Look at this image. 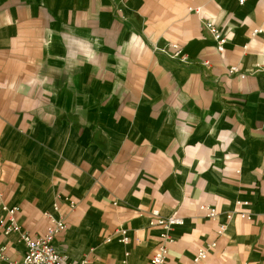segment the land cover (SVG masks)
<instances>
[{"label":"crops","instance_id":"0c3cea01","mask_svg":"<svg viewBox=\"0 0 264 264\" xmlns=\"http://www.w3.org/2000/svg\"><path fill=\"white\" fill-rule=\"evenodd\" d=\"M239 1L0 0V192L33 239L58 206L67 264H148L155 210L185 220L166 264H264V0Z\"/></svg>","mask_w":264,"mask_h":264},{"label":"built area","instance_id":"2783aa9c","mask_svg":"<svg viewBox=\"0 0 264 264\" xmlns=\"http://www.w3.org/2000/svg\"><path fill=\"white\" fill-rule=\"evenodd\" d=\"M240 4H243L245 0H240ZM199 14V10L195 11ZM204 28L211 34L214 42L216 43V48L220 53L225 51V44L227 42V37L225 33L213 24L206 23ZM262 30L254 31L253 35L257 36L262 34ZM176 53L173 58H181L179 56V46L171 44V46ZM183 62L185 60L181 58ZM209 63H205L208 66ZM240 75L243 78L245 75L240 73L239 68L233 67L229 70V76ZM72 209L75 208L73 203H70ZM239 206L245 208L248 203L237 202ZM0 211L4 213V217L0 218V236H10L12 234H18L19 242L24 246V254L19 259L11 260L7 256L6 247L0 241V264H67V258L62 254L55 246L54 242L57 237L61 236L67 231V224L65 218L59 214L58 206L54 207V213H47L50 225L47 228L45 236L33 239L30 234L23 229L18 214L21 212L19 207H9L4 202L3 194L0 192ZM200 211L203 216L209 220H216L221 217L217 210L209 206H201ZM151 215L155 218L151 222V226H157L160 229L159 242L157 245L156 252L149 259L148 264H166L169 245L175 242L172 232L176 229L183 228L185 225V220L174 214L170 217H161L159 212L152 211ZM241 219L252 221L253 215L247 212L238 213ZM228 221H231L234 216L227 215ZM264 226V224H263ZM227 225L222 223L219 228V234H224L226 232ZM121 241L124 244L130 242V237L126 230L120 232ZM136 244H140V241H136ZM217 244L205 242L203 246L197 251L192 259V264H200L202 261L206 260L208 256L216 249ZM77 264H89L87 259L79 261Z\"/></svg>","mask_w":264,"mask_h":264}]
</instances>
